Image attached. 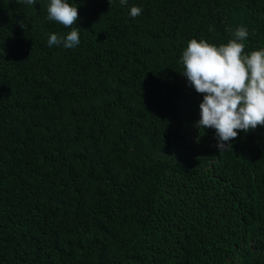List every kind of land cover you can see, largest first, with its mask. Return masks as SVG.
Listing matches in <instances>:
<instances>
[{"label":"trees","instance_id":"16d2710c","mask_svg":"<svg viewBox=\"0 0 264 264\" xmlns=\"http://www.w3.org/2000/svg\"><path fill=\"white\" fill-rule=\"evenodd\" d=\"M49 2L0 0V264H264V126L219 152L178 62L264 0H67L74 49Z\"/></svg>","mask_w":264,"mask_h":264},{"label":"clouds","instance_id":"9594fccd","mask_svg":"<svg viewBox=\"0 0 264 264\" xmlns=\"http://www.w3.org/2000/svg\"><path fill=\"white\" fill-rule=\"evenodd\" d=\"M127 2L120 0L122 6ZM17 3L32 6L36 0H17ZM141 12L140 7L132 6L129 15L136 18ZM46 19L70 29L63 36L49 34V47L74 49L80 44L79 28L74 27L79 19L77 6L67 0H50ZM212 30L210 26L209 31ZM226 31L233 38L219 46L203 39L189 40L178 61L182 66L180 74L202 96L200 118L194 126L201 131L215 130L219 152L231 148L230 142L239 132L264 126V49L245 52L244 41L249 32L243 25Z\"/></svg>","mask_w":264,"mask_h":264},{"label":"rangeland","instance_id":"374dc122","mask_svg":"<svg viewBox=\"0 0 264 264\" xmlns=\"http://www.w3.org/2000/svg\"><path fill=\"white\" fill-rule=\"evenodd\" d=\"M186 140H188V139H186ZM186 140H185V141H186Z\"/></svg>","mask_w":264,"mask_h":264}]
</instances>
